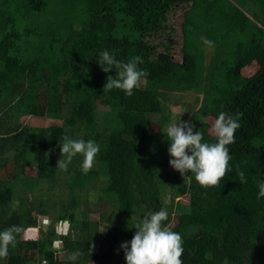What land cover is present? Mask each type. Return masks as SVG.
<instances>
[{
    "label": "trees",
    "instance_id": "trees-1",
    "mask_svg": "<svg viewBox=\"0 0 264 264\" xmlns=\"http://www.w3.org/2000/svg\"><path fill=\"white\" fill-rule=\"evenodd\" d=\"M232 1L0 0V100L5 98L0 117L3 110L8 117L5 130L0 124V156L10 150L19 167L6 169L0 157V232L12 225L23 228L0 264H126L122 243L131 241L146 213L162 208L173 210L163 224L181 235L183 264H264V197L257 198L258 182L264 181V0H238L242 10ZM33 16L34 27L19 29L21 18ZM43 18L46 26L40 24ZM212 33L219 48L220 38L235 41L229 57L207 68L213 71L206 75L196 47L199 34ZM32 36L44 40L27 58L18 43ZM105 50L124 62L142 57L138 67L149 75L132 96L103 91L107 76H115V70L105 73L97 63ZM186 95L196 98L193 132L203 133L202 142H217L211 129L220 112L238 118L240 128L228 146L229 173L219 186L202 187L195 174L182 176L169 164L166 129L181 120L170 102ZM99 106L108 109L100 121ZM26 116L64 121L41 127L23 123ZM78 130L85 135L81 139L95 140L101 150L97 167L87 174L83 157L79 167H68L69 183L73 179L84 192L87 181L104 177L95 202L103 205L108 199L116 223L102 231L78 206L80 215L67 210L56 217L57 224L67 225L65 233L57 234L50 222L45 233L29 237L37 216H49L54 206H74L73 198L60 196L63 181L49 164L52 151H60L61 137ZM28 152L36 161L37 182L21 183L23 189L32 192L39 180L48 181V189L60 192L57 205L55 199L54 205L43 199L36 204L24 192L20 206L11 209L13 181L26 175ZM240 171L246 183H240ZM83 201L86 206L89 199ZM101 208L99 222H106L107 207ZM56 240L65 259L53 248Z\"/></svg>",
    "mask_w": 264,
    "mask_h": 264
},
{
    "label": "clouds",
    "instance_id": "clouds-1",
    "mask_svg": "<svg viewBox=\"0 0 264 264\" xmlns=\"http://www.w3.org/2000/svg\"><path fill=\"white\" fill-rule=\"evenodd\" d=\"M205 45L214 46L213 41L202 37ZM98 64L101 70L109 73L115 70V76L108 75L103 91L119 89L127 96L133 95V89L138 88L143 78L149 73L138 67L143 63L141 56H133L127 62L117 60L114 54L105 50L99 54ZM191 121L183 122L180 119L172 122L166 129L170 141L168 149L173 159L169 161L172 168L182 176L186 172L195 174L196 181L205 188L216 187L229 173V145L235 142V133L240 128L238 118L226 112H220L212 126L217 142L203 141V133L193 132ZM101 146L95 140L72 139L64 135L60 139L62 159L58 161V168L67 171L68 165L77 154L83 156L82 170L85 174L91 170ZM240 183H246L244 172H239ZM258 199L264 197V181L258 182ZM230 194V193H229ZM169 217L166 209L157 212H148L135 225V234L130 242H124L126 264H183L181 259L184 248L183 240L178 232L163 224ZM23 231L19 225L0 232V258L6 259L9 255V246H16V234ZM94 247V245H93ZM76 256L70 257L75 259Z\"/></svg>",
    "mask_w": 264,
    "mask_h": 264
},
{
    "label": "rangeland",
    "instance_id": "rangeland-1",
    "mask_svg": "<svg viewBox=\"0 0 264 264\" xmlns=\"http://www.w3.org/2000/svg\"><path fill=\"white\" fill-rule=\"evenodd\" d=\"M233 4L235 6H237L240 10H242L240 3L238 0H233L232 1ZM254 11H256L255 8H252ZM19 16V15H18ZM250 19L253 20L254 23H257V21L254 20L253 16L249 17ZM19 19V17H17V20ZM196 20V18H195ZM33 21V22H32ZM208 20H206L204 23H206ZM33 24L32 27L35 26V24L37 23L36 21V17L33 16L31 19H20L19 24V29L22 27H26L28 24ZM47 23V20L45 18L41 19V25L43 24L44 26H46L45 24ZM202 37L207 38L209 41H213L214 42V46L209 47L207 45H205L202 41ZM2 38V37H0ZM217 37H215V34H209V36L207 37L206 35H201L199 34V43H200V47H196L198 49L197 53L198 54H202L203 56V64L206 67L207 74L208 75L211 71L213 70H209L207 68H213V67H219L220 63L222 61H224V58L229 57V52L230 50L233 48V43L235 41L234 37H231L230 40L229 39H225V38H220L222 39L221 47H217L216 46V42H218L219 39H216ZM28 37L26 38H22V40L19 41V45L23 48L24 51V56H26L27 58H30L33 54L37 53V48L36 46L39 45L40 43L43 42L44 38L43 37H39V36H32L29 38V41L27 42ZM195 47H193L195 49ZM193 49V50H194ZM2 98V97H1ZM10 100V98H7L6 103ZM1 102H5V98L0 100ZM16 103V101H14ZM176 105H184L183 110H180L179 106ZM170 106H173L171 112L174 114H179L181 117V121L187 122V121H191V123L194 125V123L196 122L197 118L196 115L193 113L194 110L196 109L197 103H196V98L195 96H191V95H186L184 97H180L177 98V96L173 97L171 102H170ZM99 108V116H98V120H102L103 116L108 114L106 112H108L107 108H102L101 106L98 107ZM4 114V110L1 112V117H0V124L2 127V130H5V126L3 127V123H7L8 122V117H6ZM13 121V119H12ZM64 121V118L61 120H58L56 117H31V116H26L23 118V123H29V124H33V125H40L41 127H47V126H51V125H61L62 122ZM84 133L82 134V131L80 132V130L78 131H74L70 137L72 139H81L83 138ZM85 137V135H84ZM12 155V152L10 150H6L2 153L1 157V162L3 164V162L5 163V168L12 170V171H19L18 164L15 166V164L10 160V156ZM77 155L79 157H77ZM75 157H73L71 163L68 165V167L73 171V168L76 169L77 167H79V163L82 162V155L81 154H77ZM27 158V165H26V177L25 176H18L17 178L14 179L13 183H14V197H13V201L11 202V209H16L17 207L20 206V198L22 196H26L28 197V199H35L37 202H35L36 204L39 203V201L41 199H43L45 202H47L46 200H49L53 205H54V199H55V205H57L60 201L58 194L60 192L57 193L58 190H56L55 188H53L52 190L48 189V181H38V189L33 190L32 192L27 190L26 191L23 189L24 187L21 185V183L23 182H28L29 184H35L37 181L34 180L33 178H35L36 173V161L34 158H32V156L30 155V153L28 152L26 156H24L23 159ZM79 158V159H78ZM62 159V155L60 151H52L51 153V160L52 162L49 164L51 170H53V173H55V175L57 176V178L61 179L63 182V189L60 190L61 192H63L60 196L63 198H68L71 200V198H73L74 201V206L73 208H69V207H64L62 208V210H58L57 206H54V209H49V216H37V228L34 230V232L28 234L29 237H32V235L34 237H38V234L42 231L43 233H45L47 231V224L50 222H54L53 226H55V228L57 229V234H61L65 233L67 231V225H60L57 224L59 222L56 221V217L57 215L61 213V211L66 212L67 210H69V212L74 213L76 216L80 215L81 212L80 209L81 207L78 206H84L83 209L85 210L86 216L88 218H90V220L92 222H96L99 223V229L102 231H105L106 226L110 223H116V218L111 214L112 211V204H110V202H108L107 200H104L102 202V204L104 206H106L107 208H104V214L106 217V222H99V212L101 208V204H98L97 202H95V200H97V198H100V191H101V187L102 185H104L105 183V179L103 177V179L101 178L99 179H93L92 181H87L85 186H84V192H80V190L78 188H75L74 185V181L73 179L71 180V184L69 183V175H67L66 171H63L61 169L58 168V161ZM72 165V166H71ZM97 167V163L96 161L94 162L93 168ZM2 175V173H0ZM0 175V176H1ZM73 178V177H72ZM40 182V183H39ZM66 184H68L67 186H64ZM36 186V185H34ZM81 189V188H80ZM43 190H46L47 192H45V196L43 194ZM99 190V191H98ZM42 194H40V192ZM24 192H26L24 194ZM89 192V193H88ZM167 192V191H166ZM56 193V194H55ZM88 193V194H86ZM168 193V192H167ZM67 194V196H66ZM84 198L89 199V202L87 203L86 201V206L83 204L85 201L82 202V200H84ZM177 200V199H176ZM163 201L168 204L169 202V195L165 194ZM49 202V203H50ZM48 203V202H47ZM67 204V203H66ZM68 204H72V202L70 203V201L68 202ZM185 205H183L181 207V211L185 210L186 208H184ZM167 211H173L170 209H167ZM172 215V214H171ZM57 224V225H56ZM59 241L56 240L53 243V248H55V250L57 251V255H59V257L61 259H65L66 257V253L61 251V243H58ZM96 244H94V248H96ZM59 251V252H58Z\"/></svg>",
    "mask_w": 264,
    "mask_h": 264
}]
</instances>
